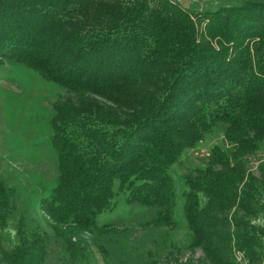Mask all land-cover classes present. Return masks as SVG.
Returning a JSON list of instances; mask_svg holds the SVG:
<instances>
[{"label": "trees", "instance_id": "1", "mask_svg": "<svg viewBox=\"0 0 264 264\" xmlns=\"http://www.w3.org/2000/svg\"><path fill=\"white\" fill-rule=\"evenodd\" d=\"M6 60L68 90L53 104L59 175L41 207L70 261L90 246L85 232L112 227L97 215L116 180L127 203L157 209L147 223L176 225L171 166L224 123L225 146L184 176L191 254L150 251L145 264L264 262V0H0ZM13 199L0 181V264H47L50 235L24 215L18 244L4 245Z\"/></svg>", "mask_w": 264, "mask_h": 264}, {"label": "rangeland", "instance_id": "2", "mask_svg": "<svg viewBox=\"0 0 264 264\" xmlns=\"http://www.w3.org/2000/svg\"><path fill=\"white\" fill-rule=\"evenodd\" d=\"M177 1L190 10H206L237 4L242 0ZM197 24L201 35L206 20ZM215 45L218 47L217 43ZM67 94L65 87L45 80L21 62L6 60L0 66V181L14 190L13 209L2 232L4 245L13 249L18 244L17 223L24 215L28 226L39 225L50 235L47 239V264H145L150 251L165 260L170 250L178 248L182 258H187L191 254L192 232L185 215L188 186L184 176L205 166L214 145L225 146V124L217 125L196 147L186 149L171 166L176 225L147 223L154 218L157 209L127 203V193L119 189V181L116 180L111 205L97 215L98 226L110 223L112 227L105 231L96 227L85 232L90 246L77 262H72L64 244L46 221L41 207L43 197L50 194L59 175L51 143L53 104ZM253 163V169H256L258 162ZM201 254L200 250L196 252L197 256ZM236 257L242 262L244 256L237 251Z\"/></svg>", "mask_w": 264, "mask_h": 264}]
</instances>
